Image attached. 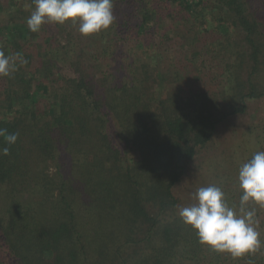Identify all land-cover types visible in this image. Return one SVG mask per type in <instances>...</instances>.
Instances as JSON below:
<instances>
[{
  "label": "trees",
  "instance_id": "trees-1",
  "mask_svg": "<svg viewBox=\"0 0 264 264\" xmlns=\"http://www.w3.org/2000/svg\"><path fill=\"white\" fill-rule=\"evenodd\" d=\"M247 3L113 0L112 25L84 40L71 23L33 33V0H0V51L28 61L0 76V129L18 133L13 144L0 136V264H264V208L260 250L233 258L199 242L178 216L192 196L174 191L199 172L217 125L264 99V32ZM174 22L206 45L164 71L146 37ZM171 29L161 35L177 37ZM213 35L223 86L191 61ZM234 184L217 186L238 207Z\"/></svg>",
  "mask_w": 264,
  "mask_h": 264
},
{
  "label": "clouds",
  "instance_id": "clouds-1",
  "mask_svg": "<svg viewBox=\"0 0 264 264\" xmlns=\"http://www.w3.org/2000/svg\"><path fill=\"white\" fill-rule=\"evenodd\" d=\"M34 8L26 18L29 31L38 33L48 24L78 25L84 36L107 30L114 21L113 0H33ZM28 61L0 51V76L10 77ZM8 144H13L18 133L0 129ZM8 149H3L7 155ZM237 182L241 195L238 207L230 206L223 189L216 184L195 190L193 203L178 209L182 222L190 226L201 244L213 251L226 252L233 258L253 254L260 250L256 209L264 208V151H257L238 168Z\"/></svg>",
  "mask_w": 264,
  "mask_h": 264
},
{
  "label": "rangeland",
  "instance_id": "rangeland-1",
  "mask_svg": "<svg viewBox=\"0 0 264 264\" xmlns=\"http://www.w3.org/2000/svg\"><path fill=\"white\" fill-rule=\"evenodd\" d=\"M247 2L249 11L262 23V31L264 32V0H247ZM169 7L170 9H174V5ZM177 23L178 22H174L168 25L171 26V28H176L178 32V36L174 37L172 40L167 39L168 36L163 37L161 35L164 30L169 34L172 31L165 23L164 26L162 24L161 26L156 25L152 34L146 37V42L149 40L157 45L156 49L158 48L157 50L160 51L162 55L160 68L164 71L176 69L174 66L177 61H175L176 56L182 62H185L188 58L192 57L193 50H198L206 45L204 41H202V43L198 42L202 39L201 37L197 39L199 35L195 38L192 32H187V25ZM77 33L80 34L78 30ZM77 33L76 36H78ZM213 36L214 39H211V37L210 39H206L208 43L206 47L209 52L203 51L201 55H197L195 59L190 60L196 62V65H199L200 68H203L204 64L211 66V68H209L210 70H206L205 72H209V77L214 76L217 78L216 82L223 86L224 81H221L223 75L220 68L223 67L224 61L220 60L222 53L219 51L221 47L220 39H222V37L219 35ZM83 39H90V37L84 36ZM83 43L84 47L90 45V50L94 52L91 44L82 41V44ZM192 43H195V45ZM201 62H203V64ZM189 68L191 67H188V69ZM188 69L185 68L180 70L181 80L187 84H191L195 81V79H192L194 70L189 73ZM194 73L196 74V72ZM209 77L207 76V79ZM261 78H264V73L261 75ZM208 82L210 83L211 81ZM177 84L178 83L172 84L170 87H175ZM263 122L264 99H260L249 102L245 113L232 116L218 124L213 138L215 144L213 142L207 154L203 153L204 162H195L198 167H200L199 172L195 171L196 176L194 175L191 180L185 182V189L182 186H179L177 189L175 188V194L193 196L195 190L201 186H207L209 184L217 185L220 183L224 184V188L230 187L232 190L235 187L233 182L237 181L238 168L255 153L256 136Z\"/></svg>",
  "mask_w": 264,
  "mask_h": 264
}]
</instances>
